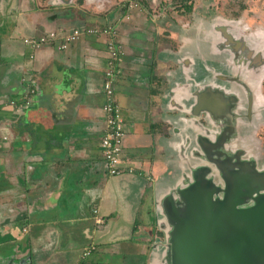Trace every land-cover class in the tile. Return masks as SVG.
<instances>
[{
  "label": "crops",
  "instance_id": "crops-1",
  "mask_svg": "<svg viewBox=\"0 0 264 264\" xmlns=\"http://www.w3.org/2000/svg\"><path fill=\"white\" fill-rule=\"evenodd\" d=\"M121 2L0 0V264H148L156 247L154 201L179 176L177 123L191 105L194 32L205 43L208 19L193 10L167 16L156 0L124 12ZM105 26L122 51L112 86L124 133L113 176L99 149L108 37L79 35L64 49L23 41Z\"/></svg>",
  "mask_w": 264,
  "mask_h": 264
},
{
  "label": "water",
  "instance_id": "water-1",
  "mask_svg": "<svg viewBox=\"0 0 264 264\" xmlns=\"http://www.w3.org/2000/svg\"><path fill=\"white\" fill-rule=\"evenodd\" d=\"M226 130L211 154L201 148L156 195L153 224L162 236L148 264H264V167L242 171L252 159L228 152Z\"/></svg>",
  "mask_w": 264,
  "mask_h": 264
},
{
  "label": "flooded vegetation",
  "instance_id": "flooded-vegetation-1",
  "mask_svg": "<svg viewBox=\"0 0 264 264\" xmlns=\"http://www.w3.org/2000/svg\"><path fill=\"white\" fill-rule=\"evenodd\" d=\"M123 1L119 5L124 12L148 6L147 0H142L146 4L141 0ZM170 1L158 0L155 6L159 10H181L185 6L189 11L194 9L192 0H176V5ZM199 6L206 11L208 33L203 43L200 32H194L196 66L191 105H182L177 123L184 131L174 150L179 159L178 174L185 162L202 154L201 148L208 154L215 150L216 144L210 145L225 125L228 152L238 155L237 149H242L252 159L241 170L260 169L264 167V27L254 17L246 16L244 9L222 11L219 6L220 10L211 12L214 0H204Z\"/></svg>",
  "mask_w": 264,
  "mask_h": 264
},
{
  "label": "built area",
  "instance_id": "built-area-1",
  "mask_svg": "<svg viewBox=\"0 0 264 264\" xmlns=\"http://www.w3.org/2000/svg\"><path fill=\"white\" fill-rule=\"evenodd\" d=\"M106 35L105 41L107 60L103 70V79L101 83V91L104 96L102 105L103 126L99 137V149L101 159L105 165V171L108 176L117 175L121 172L120 156H121V140L123 137V119L120 114L118 105L113 97V82L120 72V54L121 47L114 39L115 29L112 26L99 27H81L74 28L66 32L64 28H57L54 31L42 33L37 37L24 39V43L29 49L35 50L43 43L58 41L57 48L64 49L66 43L77 38L79 35ZM95 223H102L100 217H95ZM92 247H89L81 253V256L87 255Z\"/></svg>",
  "mask_w": 264,
  "mask_h": 264
},
{
  "label": "rangeland",
  "instance_id": "rangeland-1",
  "mask_svg": "<svg viewBox=\"0 0 264 264\" xmlns=\"http://www.w3.org/2000/svg\"><path fill=\"white\" fill-rule=\"evenodd\" d=\"M77 0H75L76 2ZM158 0H156L157 2ZM169 0H165V2H168ZM155 2V3H156ZM170 2H172L173 4H177L176 0H171ZM204 0H192L193 6L192 8L194 11V14H197L199 16H204L206 17V11L204 10L203 7L199 6L200 3H203ZM217 3V5H215ZM79 4H77L76 6H78ZM216 6H218V8H216ZM219 6H221V10L225 11L226 9H235V10H241L244 9V13L246 16L252 18L254 17L256 21H258V23L264 27V0H214V9L211 10V12H214V10H220ZM160 11V10H159ZM164 11L166 13V15H170L173 14V12H176V14H184L187 17V11L185 9H181V10H161ZM160 11V12H161ZM91 12V11H89ZM233 12V11H231ZM76 14V11L74 12ZM121 13V12H119ZM253 19V18H252ZM162 21H169L168 18H164V20ZM166 179V176L164 175L162 177V180L164 181ZM158 183H162L161 181H159ZM160 234V233H159ZM160 237V235H159Z\"/></svg>",
  "mask_w": 264,
  "mask_h": 264
},
{
  "label": "trees",
  "instance_id": "trees-1",
  "mask_svg": "<svg viewBox=\"0 0 264 264\" xmlns=\"http://www.w3.org/2000/svg\"><path fill=\"white\" fill-rule=\"evenodd\" d=\"M184 8H185V10H186L187 12H189V10H188V6H185Z\"/></svg>",
  "mask_w": 264,
  "mask_h": 264
}]
</instances>
